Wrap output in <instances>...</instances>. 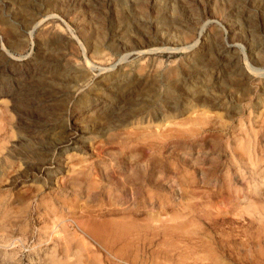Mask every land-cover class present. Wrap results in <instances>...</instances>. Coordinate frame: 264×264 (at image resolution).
<instances>
[{
  "label": "rangeland",
  "instance_id": "1",
  "mask_svg": "<svg viewBox=\"0 0 264 264\" xmlns=\"http://www.w3.org/2000/svg\"><path fill=\"white\" fill-rule=\"evenodd\" d=\"M0 264H264V0H0Z\"/></svg>",
  "mask_w": 264,
  "mask_h": 264
},
{
  "label": "bare ground",
  "instance_id": "2",
  "mask_svg": "<svg viewBox=\"0 0 264 264\" xmlns=\"http://www.w3.org/2000/svg\"><path fill=\"white\" fill-rule=\"evenodd\" d=\"M232 46H234L233 44H232ZM255 70V69H254ZM257 71V69L254 71V72H256ZM261 71V70H260ZM261 73V72H260ZM76 133V132H75ZM74 137V136H73ZM71 138H72V136H71ZM71 214L74 216V212H72L71 211ZM73 219V222L76 224V228H75V230H74V234H75V236H79L80 237V239L82 240V241H85L86 240V237L88 236H91L90 235V232H89V229H88V227H87V220L86 219H84V215L82 214V216H79V217H74V218H72ZM65 220H62V222H64ZM61 222V223H62ZM66 224V223H65ZM65 224H63L62 223V227L64 228V225ZM53 228H55V230H52L51 231V235L49 236V237H51L52 238V236L54 235V233H56V234H58L59 232H58V230H57V225H54V227ZM62 228V229H63ZM56 236V235H55ZM54 237V236H53ZM50 238V239H51ZM84 245V244H83Z\"/></svg>",
  "mask_w": 264,
  "mask_h": 264
}]
</instances>
